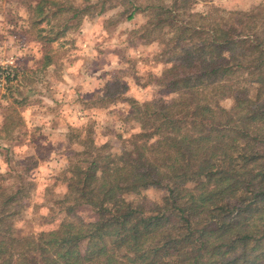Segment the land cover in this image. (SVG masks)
<instances>
[{"label": "trees", "instance_id": "1", "mask_svg": "<svg viewBox=\"0 0 264 264\" xmlns=\"http://www.w3.org/2000/svg\"><path fill=\"white\" fill-rule=\"evenodd\" d=\"M193 1L209 2L97 0L75 8L69 0H30L31 34L46 43L77 30L84 18L118 9L119 23L145 14L140 29L148 41L169 35L172 61L158 83L175 98L133 103L142 133L120 154L87 137L78 142L66 193L50 207L62 215L52 228H16L32 182L0 175V264H264V82L257 78L264 7L197 13ZM50 64L43 56L42 67ZM108 87L97 106L119 100ZM223 100L232 101L229 109ZM10 128L12 113L0 132ZM148 189L164 190L163 200L148 208L128 200ZM80 207L96 220L77 217Z\"/></svg>", "mask_w": 264, "mask_h": 264}, {"label": "rangeland", "instance_id": "2", "mask_svg": "<svg viewBox=\"0 0 264 264\" xmlns=\"http://www.w3.org/2000/svg\"><path fill=\"white\" fill-rule=\"evenodd\" d=\"M96 1L69 0V4L83 8ZM29 3L0 0V129L6 115L14 117V128L0 132V175L19 174L32 182L25 209L15 220L23 233L52 228L55 217L61 218L50 207L66 193L65 171L69 159L82 149L79 141L87 137L96 146L106 144L110 152L120 154L142 133L131 115L133 103H167L175 98L158 83L172 61L167 51L169 35L148 41L140 29L148 19L145 14L119 23H115L121 18L116 17L118 9L84 18L77 30L46 43L31 34ZM209 6L247 13L264 7V0L191 3L197 13ZM7 29L14 32L9 34ZM45 55L51 61L47 68L42 67ZM8 72L13 78L6 80ZM257 78L264 82V69ZM108 86L118 90L119 100L97 106ZM221 105L229 109L232 101L223 100ZM6 182L18 187L12 180ZM164 195V190L148 189L128 200H139L148 208ZM76 216L85 222L96 220L88 207L77 209Z\"/></svg>", "mask_w": 264, "mask_h": 264}, {"label": "built area", "instance_id": "3", "mask_svg": "<svg viewBox=\"0 0 264 264\" xmlns=\"http://www.w3.org/2000/svg\"><path fill=\"white\" fill-rule=\"evenodd\" d=\"M11 71H12V70H10V72H11ZM9 76H10V73L8 72L7 75H6V77H5L6 80H7V79H12V78H13V75H11L10 77H9Z\"/></svg>", "mask_w": 264, "mask_h": 264}, {"label": "crops", "instance_id": "4", "mask_svg": "<svg viewBox=\"0 0 264 264\" xmlns=\"http://www.w3.org/2000/svg\"><path fill=\"white\" fill-rule=\"evenodd\" d=\"M0 126H2V122L0 123Z\"/></svg>", "mask_w": 264, "mask_h": 264}]
</instances>
